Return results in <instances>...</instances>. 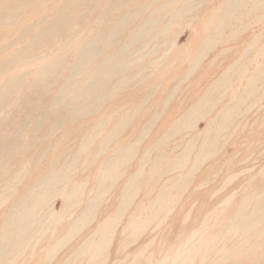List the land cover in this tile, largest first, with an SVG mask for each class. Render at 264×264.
Masks as SVG:
<instances>
[{"label": "rangeland", "instance_id": "obj_1", "mask_svg": "<svg viewBox=\"0 0 264 264\" xmlns=\"http://www.w3.org/2000/svg\"><path fill=\"white\" fill-rule=\"evenodd\" d=\"M90 1L0 0V96L13 87L0 103L9 102L0 105V245L13 212L30 193L53 186L42 193L40 223L27 235L23 256L0 264H264V98L242 107L247 112L226 141L203 162L197 160L199 144L219 114L254 72L264 71V8L244 16L246 6L229 18L225 9L233 0H137L122 12L141 8L129 25L151 20L148 34L128 48L129 30L119 35L121 44L105 45L108 39L98 38L95 48L103 54L90 66L125 58L126 69L93 93L99 98L96 110L73 115L81 101L70 107L69 116L63 108L72 94L63 92V85L78 50L95 41L108 20L102 19L104 12L117 14L107 9L106 0ZM189 4L195 9L181 17L179 10ZM62 11L69 14L63 26L75 23L68 32L60 30L64 34L56 40L64 51L41 55L43 48L31 46ZM222 27L218 41L191 69ZM54 60L57 66L51 68ZM235 64L246 68L221 102L182 134L166 139ZM46 66L55 75L52 81L40 79ZM132 75L137 85L118 84ZM42 83L47 88L30 98L33 85ZM53 104L57 116L41 115ZM15 132H20L16 141ZM126 154L129 159L119 166ZM114 159L117 168L104 177ZM170 160L180 167L175 170Z\"/></svg>", "mask_w": 264, "mask_h": 264}, {"label": "bare ground", "instance_id": "obj_2", "mask_svg": "<svg viewBox=\"0 0 264 264\" xmlns=\"http://www.w3.org/2000/svg\"><path fill=\"white\" fill-rule=\"evenodd\" d=\"M98 1L99 0H91L89 2V5H92L94 3H99L100 1L99 2ZM106 1H107V3H106L107 9L111 12H117V14L114 16H112V15L109 16L108 12H104L103 15L101 12L102 19H108V20L103 21L104 26L97 32V35L95 36V41L90 43V44L83 46L82 49L78 50L79 54L76 56L73 63L71 62L72 63V65H71L72 71H70V74L68 76V80L63 85L65 87L63 92L66 89H68V91L72 94L71 102L69 104L66 103V106H64V108H63V110L65 111L64 114L68 113L69 116L72 115V111H71L70 107L73 106L74 104L80 103L81 101L84 102V104L82 103L84 106L82 105L81 108L78 107L79 109L77 111H74L73 115H75L77 113L78 114H84L88 111L96 110L97 103H99V98H98L97 94L95 95L93 93L97 90L100 91V89L108 83V80L110 81L114 77L119 76L120 74H123V72H124L123 68H125V64H126V61L124 60L125 58H123V62H122V60H120V61H116L114 63H111V61H109L108 59H102V60H99L97 62H94L90 66V62L94 58L97 59V57H99L100 55L103 54L98 49L95 48V43L98 40V38L105 37L104 39H108V40L103 39L105 41V45L114 44V40L115 41L117 40V43L121 44L122 42L120 40H118L119 35H122L123 32L125 33L126 30H129V32H128L129 34L127 35L128 37H126V40H125V43L129 41V43L127 44L128 46L125 47V48H128L131 45L132 46L135 45L138 42V40H141L142 38L145 37L146 34H148V32L146 33V31H144L146 29L145 26H147L149 24H153L152 22H150L151 20H148L147 22H145L144 26L134 27V26L129 25L130 21H132V23H133V21H135V17H138V15H140L141 12L139 9H141V8L136 7L134 10H131L129 13H125V12L123 13L122 9L123 8H129L130 6L135 5V2L137 0H106ZM153 1H156V0H153ZM153 1H151V2H153ZM178 1L179 0H177V2ZM233 1L234 2L231 3L228 8L225 7L226 8L225 9L226 14L229 18H233L237 12L241 11V8L246 7V6H249V8L245 9V11L243 13L244 16H248L249 14L253 13L255 10H261L264 8V0H233ZM248 1L250 4L249 3L247 4ZM108 5L111 8H108ZM172 5H170V6H172ZM186 5H184V6H186ZM193 5L189 4L188 6L183 7L181 10H179V8H177L176 10L180 11L179 13H181L180 15L182 17L184 14L186 15L189 12H191L193 9H195V8H192ZM65 6H68V4ZM65 6L63 8V11L65 9ZM87 10H88V8L85 7L82 12L85 13ZM63 11L60 13V15L57 17V19L55 21H53L47 25L46 29H42V30H44L43 33L39 34L37 36V39L33 42V45L31 47H35L36 45H38V47L43 48L42 49L43 52L41 53V55L52 54L53 51H58V52L64 51L62 49V47L64 48L65 46H60L59 44H57L56 40H57V38L59 39V37L62 34H64L60 30L64 29L65 31L68 32L70 28H74L75 23L73 26L70 23H69L68 27L63 26L62 25V19H68L69 18V14L65 13L66 15H64ZM119 11H120V13H119ZM158 11H157V13H158ZM164 11H165V8H164ZM67 13H69V12H67ZM155 14H156V12H153L152 15L150 14L151 15L150 19L155 20V18H154ZM166 14H165V16H166ZM180 15H178V16H180ZM175 16H174V18H175ZM157 18L160 19V16H158ZM241 19H243V17H241ZM166 23L168 25V22H166ZM169 24H170V21H169ZM235 25L236 24H234L233 27ZM225 26H226V24H225ZM98 29H99V27H98ZM222 30H223V27L220 29H217V28L215 29V31L213 32L212 35H217V36L211 37L212 39L205 43V44H207L205 46L206 48H204L203 50L201 49L202 52L200 51L201 53L192 62L191 66H190L191 69H193L195 67L197 60L199 58H201L202 54H204L208 50L207 48H211V45L215 44L218 41L216 38L220 37V34H218V33L222 32ZM58 31H59V33H58ZM161 33H163V32H161ZM43 37H44V39H43ZM121 38H123V37H121ZM54 39H55V41H53ZM31 47H29V48H31ZM142 47H141V49H142ZM139 52H141V50ZM26 54H28V53H26ZM28 56L29 55H27L25 57H17L18 58L17 61L19 60L21 62L22 59L24 60V58H27ZM113 57L114 56H112V58ZM22 64H24V63H22ZM25 64H27V63H25ZM11 65H12V62H10L7 65L6 69H10ZM56 66H57V63L54 60L53 63L51 64V68H55ZM89 66L91 67L90 69H89ZM47 67L48 66H46L45 68H43L41 70L42 75L40 76V79L45 77L43 80L52 81V79H53V77H55V75L53 73H49V70L47 69ZM245 68H246V65H244L241 68L239 64H235L234 67L231 69V71L234 69L235 70L231 74L230 73L223 74L221 76L219 82L217 84H213L211 86V88L209 89V91L202 98V100L199 103H197L193 107V109L187 114V116L185 118H188V120H185V121L183 120L181 123H179L175 127H173L172 131L167 135L166 139L170 140L172 137L182 134L184 130H186L188 127L192 126V124L194 123V121L197 118L211 112L214 109V107L221 102L222 98L225 96V93H226V90L228 89V87L232 84H235L236 82H239V79H238L239 72L241 73L242 71L245 70ZM144 78L141 79L140 82L139 81L138 82L141 83L144 80ZM118 81H119L118 84L122 87L125 85H130V84H136V85L138 84L135 82L136 81L135 76H133V75L131 77H125V78L119 79ZM12 83L15 84L16 82H12ZM68 83H70V84L68 85ZM33 86H34V88L32 90V93H29L30 98L38 96L39 92L44 91L47 88L48 84L42 83L40 85L35 84ZM12 89H13V87L4 89L2 96H0V103H1V100L3 99V97L10 95ZM1 91L2 90H0V92ZM43 94H45V93H43ZM91 95H95V96H91ZM102 97L103 96L101 95V98ZM262 98H264V71H262V72L256 71V72H254L253 75H251V78L248 81L246 89L244 91H241L239 94H237L231 100V102L223 109V111L219 114L216 122L209 129V132H208L207 136L205 137L204 141L202 142V144H199L200 151H199V154L197 156L198 164L203 162L207 158V156H209L210 154L215 153L218 150L219 144L221 142L223 143L226 141V137H227L229 131L234 126L236 121H238L241 118V114H244L245 112H247V110L244 112L242 107H245V106L250 107L252 105H255ZM30 102H31V100H30ZM30 102H29V105H31ZM8 103L9 102L4 101L2 103V105L1 104L0 105L1 106H7ZM54 104L51 107H48L45 110H42L41 115H47L48 117L49 116H57L59 111H55L57 108L56 109L54 108ZM57 106L58 105H56V107ZM20 109L21 108H19V109L16 108L14 110V112L19 115L21 112ZM28 111H29V113H35V111H32V110H28ZM19 118H18V120H19ZM71 118H72V116H71ZM40 119H41V117L37 116V121ZM18 120H17V122H18ZM43 121H44V119H43ZM18 125L19 126H17V128L19 130L20 128H22V125L20 123H18ZM35 129H36V126L32 127V131H35ZM19 133L20 132L14 133L13 140H15V141L17 140L16 137L19 135ZM15 141H13V142H15ZM88 144H89V142H88ZM85 145L88 146L87 144H85ZM131 146H132V144H131ZM131 146L129 145L128 148H130ZM194 147H195L194 145L191 146L192 149ZM11 148H12V146L8 147V149H11ZM1 152H2V149L0 150V153ZM126 158H128L127 154H126V156L119 159L118 165L120 166L121 163H123ZM166 159L167 158H165L164 160H166ZM117 160L114 159L111 162L109 161V163L107 164V171L103 175L104 177L109 178L111 175H113L112 173H114V169L117 168V166H118V165H114V163ZM171 160H173V159H171ZM171 160L169 163L170 166H172L175 170L178 169L180 167L181 163L179 161H176V163H173V161H171ZM160 161H161V158H160ZM68 169H69V167H68ZM50 179H51V176L43 179L42 184H46L47 181L49 182ZM185 180H186V178H185ZM52 187L53 186H51L49 184L46 189L49 190ZM47 190H45V191L44 190H36V189L33 190V192L30 193V196L27 197L26 200L13 212L12 215H13V218H15V219L12 221L11 220L9 221L8 226L5 228V238L6 239L0 245V260H2L4 258L3 260L10 263L11 261L15 260V258H14L15 256H19V255L23 256V254L26 250V246H27V239H26L27 235L29 234V232H31V230H32L31 228L34 226L35 223H37V225L39 226L40 219H38V217H39L38 212H39L41 206L44 204L42 201V199H44V198L41 196H42V193H45ZM257 209L260 210L259 207H257ZM255 211H256V209H255ZM89 216L90 215H87L86 218L88 219ZM84 217L85 216H83V218H82L83 221L85 220ZM241 228L243 229V227H241ZM239 230L242 232L241 229H239ZM32 237L33 236L31 235V237L29 239V243H31ZM216 240H217V237H216ZM22 242L24 245H22ZM213 242H215V241H213ZM13 248H14V251H13ZM16 251H17V253H15ZM95 252H96V247H95L94 253Z\"/></svg>", "mask_w": 264, "mask_h": 264}]
</instances>
